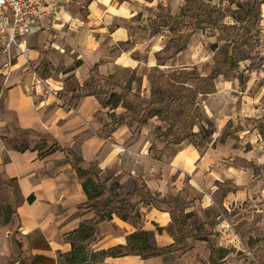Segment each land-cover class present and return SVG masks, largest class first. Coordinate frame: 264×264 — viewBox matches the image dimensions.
I'll return each mask as SVG.
<instances>
[{
    "label": "crops",
    "instance_id": "obj_1",
    "mask_svg": "<svg viewBox=\"0 0 264 264\" xmlns=\"http://www.w3.org/2000/svg\"><path fill=\"white\" fill-rule=\"evenodd\" d=\"M157 1L76 0L61 3L53 13L43 15L29 37L31 59L39 63L45 57L53 71L59 65L65 67L58 76H47L62 99L35 85L23 59L14 56L10 68L0 60V166L7 178L17 181L21 194L17 208L11 204L3 207V218L10 223L14 213L21 219L23 232L34 238L28 256L31 264L36 257L60 264V256L73 249L68 237L75 238L80 224L99 214L94 207H81L88 197L73 159H80L84 168L96 165L101 182L108 178L104 182L107 189L113 183L120 190L131 191L122 195L130 209L112 212V218L97 224L96 234L84 243L91 245L93 252L127 245L129 236L140 231H148L158 248L177 244L176 250L148 259L135 254L105 256L102 263L211 264V241L199 232L205 228L220 232L216 247L239 246L227 226L236 228L231 212L248 198L245 179L253 173L235 160L264 162L257 140L249 149L253 151L244 153L238 147L234 152L229 140L215 143L217 136L201 148L188 141L165 143L146 127L140 130L119 125L104 135L102 127L111 121L104 111L128 108L122 103L109 106L96 95H75L94 76H113L119 70L152 64L157 49L148 52L147 60L140 59L137 52L141 45L133 42L131 26L139 24L143 4L154 6ZM49 5L48 1L43 7ZM70 80L76 86L68 98ZM217 128L221 126L217 124ZM217 180L232 181L238 188L224 191L216 185ZM140 187H145V192L141 193ZM218 190H222L221 195ZM175 197L181 199L182 213L190 216L188 227L196 233L184 239L187 243L183 246L177 242V213L172 211L174 207L165 206ZM240 210L247 218L246 211ZM16 245L22 248L21 242ZM222 260L228 264L237 261L233 252L224 254ZM21 263L18 260L16 264Z\"/></svg>",
    "mask_w": 264,
    "mask_h": 264
},
{
    "label": "rangeland",
    "instance_id": "obj_2",
    "mask_svg": "<svg viewBox=\"0 0 264 264\" xmlns=\"http://www.w3.org/2000/svg\"><path fill=\"white\" fill-rule=\"evenodd\" d=\"M170 15L174 16L172 20L168 19ZM137 18L139 24L131 26L133 42L141 45L137 56L147 60L148 52L157 49L153 52L152 64H142L136 70H119L113 76H94L87 83L88 91H96L95 95L104 102L111 93L117 92L126 94L127 103L131 104L127 111H104L111 121L104 123L103 134L111 133L112 124L123 118L132 128H151L155 139L172 145L188 141L202 148L217 136L215 143L229 140L234 152L235 147L244 153L252 152L249 149L254 140L264 152V0H159L154 6L143 4ZM209 20L214 22L210 27L195 29L198 22ZM181 47L185 48L179 50ZM44 58L39 63L31 60L26 71H34L47 79L65 70L59 65L53 71L50 61ZM6 59L0 54L3 64ZM216 69L221 73L210 78ZM75 86L74 80L67 83L68 98ZM57 96L62 99L59 91ZM149 118L154 120L148 121ZM217 124L221 126L219 130ZM196 130L199 131L195 133ZM251 136L255 139H250ZM241 160L236 159L235 163L247 165L253 176L245 179L248 198L231 212L237 220L236 228L228 229L231 238L238 237L241 243L237 240L239 246L227 249L216 247L220 232L211 228L200 230L215 246L211 264H228L222 259L229 252L237 259L232 264H264V162ZM95 171L100 172L96 165ZM216 185L224 191L238 188V184L229 180H217ZM139 189L145 192V187ZM218 192L222 194V190ZM126 193L131 191L120 190L112 183L104 196L122 198ZM146 196L151 197L149 193ZM20 201L17 181L7 178L1 165L0 264H16L18 260L21 264H31L28 256L34 238L23 232L21 219L14 213L10 223L3 218V207L11 204L17 208ZM167 201L161 205L174 207L177 242L183 246L187 243L184 239L196 236L188 227L190 216L182 213V201L178 197ZM105 202L94 207L97 213L102 212ZM121 209L130 208L126 203ZM240 209L246 211L247 218ZM68 239L75 241L71 236ZM18 241L22 248L17 247ZM92 250L91 245H86L88 256ZM65 256H60V264H66ZM101 261L100 255L95 263L101 264Z\"/></svg>",
    "mask_w": 264,
    "mask_h": 264
},
{
    "label": "trees",
    "instance_id": "obj_3",
    "mask_svg": "<svg viewBox=\"0 0 264 264\" xmlns=\"http://www.w3.org/2000/svg\"><path fill=\"white\" fill-rule=\"evenodd\" d=\"M174 18L173 15L169 16V20H172ZM169 23V21H168ZM168 23L166 25H168ZM214 22L212 20H209L207 23L198 22L195 24V29L198 28H206L210 27ZM185 47L179 48V50H183ZM221 72H219L218 69L214 70V72L210 75V78L214 79L217 75H219ZM88 84L86 83L83 88L80 89L79 96H85V95H95L96 91H88ZM87 89V90H86ZM126 94H120L117 92L111 93L110 96L106 99V104L109 106H117L118 104L122 103V105L128 109H131V104L127 103ZM119 125H129L125 119L120 118L117 120L114 124H112V130H115V128ZM74 166L77 170V173L84 179L83 187L85 189V192L88 197V202L84 205H82V208H89V207H95L98 204H103L105 201V204L103 205L102 212L97 215V217L93 219H89L88 221L82 222L77 229V234L75 236V241H72L73 249L72 251L65 256L66 264H96L95 260L98 256H102L104 258L105 256H111V257H119L124 255H138L142 257L143 259H148L150 256L154 255H162L163 253L170 252L176 250V246H168V247H162L158 248L154 243H152L151 235L147 231H140V232H134L129 236V241L127 245H119L116 248H112L109 250H103L99 252H92L90 256L85 253V247L84 244L86 241H89L93 236L96 234V226L100 222H103V220L111 219L112 218V212H119L118 208H122L126 203L129 205L130 203L127 202V200L123 198H115L111 195L109 197H105V193L107 191V187L104 184V181L101 182V180L98 178V172L95 171V165L91 164L89 167L84 168L82 166V162L80 159H73ZM30 197V201H31ZM119 215L123 219H127L128 215L119 213ZM175 219V216H174ZM215 247L211 246L212 251ZM225 251V250H224ZM103 260V259H102ZM54 264L55 262L49 258H43V257H36L34 259V264ZM101 264H109V263H102Z\"/></svg>",
    "mask_w": 264,
    "mask_h": 264
},
{
    "label": "built area",
    "instance_id": "obj_4",
    "mask_svg": "<svg viewBox=\"0 0 264 264\" xmlns=\"http://www.w3.org/2000/svg\"><path fill=\"white\" fill-rule=\"evenodd\" d=\"M48 1L50 5L43 7ZM74 1L76 0H0V54L7 57L3 66L12 67V57L17 56L24 60L25 69L29 68L32 60L29 37L34 25L44 14L53 13L59 4ZM31 74L35 85L42 86L48 93L58 95V90L51 87L47 79L34 71ZM124 150L125 148L121 147V151ZM229 228L230 226H227V229ZM235 239L241 243L238 237ZM248 253L251 252L248 250Z\"/></svg>",
    "mask_w": 264,
    "mask_h": 264
}]
</instances>
